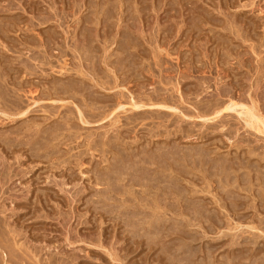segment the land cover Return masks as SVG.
<instances>
[{
  "label": "rangeland",
  "instance_id": "374dc122",
  "mask_svg": "<svg viewBox=\"0 0 264 264\" xmlns=\"http://www.w3.org/2000/svg\"><path fill=\"white\" fill-rule=\"evenodd\" d=\"M79 5H81V11H79L80 9ZM47 14L49 15V18L51 17L52 19L48 20L46 23L38 24L40 23L38 20L39 17L43 16L41 18L43 19L44 16L48 17ZM31 23L33 24V26ZM72 38L75 40H73ZM83 38H85V40H83ZM76 43L78 45L80 43L82 44L79 45V48L81 49L82 52L78 50L77 48L78 46L77 47L74 46L76 45ZM84 43L85 45L87 43L88 46L90 45L89 47L87 46L88 50L90 49L89 50L90 53L89 52L87 53L88 50L86 52H83ZM42 45L44 46L42 47ZM36 46L38 49L36 48ZM12 48L15 50H13ZM61 49L66 51L68 55H66L67 54L66 52L63 53L64 51H62ZM34 53L36 55L38 54V56L35 55L34 57ZM39 54L40 55L42 54L44 56L47 55L50 56L49 57L50 61L47 59L49 63L43 64V66L42 64H40L43 68L40 65H38L42 69L37 66V63L39 61H36L38 60L36 59V57H39ZM90 55H93V57L94 56L95 57L93 58ZM261 57H263L264 59V0H0V73L2 72L1 74L5 76L4 77L6 80L5 82H7V84L5 83V85H7L8 88L12 87V89H16L15 87L19 86V88L21 87L22 89H26V91L21 90L19 91L18 95H15L18 96L19 99H21L20 103L22 105V108L19 110H21L22 112L20 111V114L19 113L15 114L14 112H12L13 110H11L10 112L9 110L8 112H6L7 110L6 111H4L3 109L0 110V139L2 138L0 140V155H1L0 161H2L0 163V169H3L2 167L5 166L3 165V163L11 165V167L14 166V168L12 167L11 169L4 168V172L2 171L3 174H0L3 175L0 176V187H1L0 190L2 191V192L0 191V205L3 204V206H1L0 208L2 209L4 207L3 208L4 210L0 209V211H2V213L0 212L1 213L0 215L1 216L4 215L3 218L5 219L7 218L8 222H11L9 223L11 226L12 225L15 226L11 228H15V230L16 228H18L16 231L21 230L20 232H22L23 236H19V238L21 237L20 240L21 242L19 241L20 244L17 243V245L18 244L21 245L22 241L24 240L22 247L23 246L25 247L26 246L25 244L28 243L27 246L25 247L27 251H29V248L27 247L32 246V243L33 246L38 245L35 247H39L41 245L47 246V247L41 246V248L44 249L46 248L45 250H43L44 252L43 254L44 255L47 254V256L44 257H48V254L52 253L53 255L55 254L56 258L58 255L60 257L62 256L61 258H63L65 254V257L68 256L69 259H67V257L63 259L60 258L59 259L61 260L62 263H64L63 261L65 260H70V262L66 261L67 264L70 263L72 264L73 261L76 264L77 263L79 264L80 263L81 264H96V263L98 264H131V263L161 264V262L162 264H171V263L177 264L178 262L176 260L178 259V257L181 258L183 257V255L186 256L187 254H189L188 252L179 253V251L173 250L174 248L168 249L169 252H172L174 256L173 255L171 256V254L167 250L166 251L167 255L166 254L163 255L165 260L160 262L156 260L155 257L159 252L161 253L162 247L158 246L159 248L157 247L156 251L148 253L149 250L147 249V245H143L142 246L143 248H139L136 252L130 254L127 260L125 259L124 261L122 260L123 261L122 263L120 262L121 259L118 260L116 257L112 258L113 255L116 256L115 252H113L115 250L110 249L112 244H114L116 248L117 247L119 248L120 251L119 254H122L120 255V257L121 256L123 257L125 253V250L124 249L120 250V248L126 246L135 247L136 245L135 244L132 245L133 243L129 244L131 243L129 239H131L132 234H130L131 237L129 234H128L129 236L126 234L127 230L125 228L127 226L123 225L122 223L117 224L114 221H111L110 219L107 221L108 217L106 218V215H104L106 219L100 216L102 215L101 214L102 212L101 213L97 212V210L96 209L94 210L92 206L87 207L86 205L88 204L86 201L88 200L87 197L90 198V196H92L94 193V188L92 189V187L90 186L94 185L95 183V178H93L94 177L93 171L92 170L88 171L87 169L88 167H91L88 166L90 164L87 163L82 168H78V167L73 168L72 165V167L69 168L70 170H68V168L66 169L62 167L58 169L52 167L50 160L45 159L47 157L44 158V156H46V154L43 153L44 151L40 152V154L42 153L44 155L43 156L41 154L42 155V159H41L39 156L31 155V153L34 151L28 149L29 148L28 145L25 146L29 141V138L31 137L32 138L35 137L34 138L35 140L34 139L33 140L36 142L38 141V144L40 145L41 144L40 140L43 138L34 135H36L37 131H41L44 129L48 131L50 129L53 131L54 128L55 129L57 128L58 130L56 129V131L60 133L61 136H63V133L65 134V131H67L66 133L68 135L66 134V136L70 137L71 135H73L72 138L73 137L75 138L76 136L79 135L77 139L75 138L76 140L71 139V141L73 140V143L71 142V146L78 148V150L80 148L81 149L84 148L85 150V148H88L87 144L91 142L94 143L96 141L97 142L102 141L99 142V144L102 145L104 142H106V140L115 141L117 139L116 132L118 133L119 131L118 134L121 137H124V141L123 142L120 141V144H118L120 145L119 147L121 148V150L125 151L126 149H128L127 146L128 147L131 146L128 152L127 150L125 151L127 153L123 152L125 155L122 154L124 157L126 156L127 159L130 158L129 157L130 155L128 156V153H130V151H133L134 149L136 150L137 155H135V157L137 158H140L142 156L147 157L146 155H150V156L155 155L154 153L158 154L160 153L159 150L162 151L166 149L165 152L168 151V153L170 151V155L168 153H166V155L164 154L165 156H163L164 159L162 158L164 160L162 164H164L165 161H167L164 164L165 166L168 163L166 165V168H168L167 166L172 164L171 165L172 167L170 166L168 170L169 169L173 170V171L169 170L172 174V177H175L177 181L180 180L178 181V183L180 182L179 184L181 183L183 184L181 185L182 188L184 186L183 189H185V191L187 187H188L187 190L190 187H193V184L195 185L194 187L195 190L200 188L203 190L202 187L206 185V183L204 182L206 173H207L206 175L207 177L205 178V181H207V178L209 177L210 179L208 178V180H211L210 181L211 183L213 182L214 185H212L211 188L208 187V189H211V191L210 190L207 191L206 189L207 186H205L204 191L206 190V192L202 191L203 192L202 193L200 192L201 191L200 189L199 193L198 194L196 193L198 195V197L196 196L197 198H199L200 200H204L205 198L204 201L206 202L210 201L212 206H210V204L208 206L206 202L200 201L197 198L195 199H197L196 201L199 200L198 202L200 203L203 202L202 204L205 205L204 208L205 207L207 208L208 206V211L210 209L213 211V207H216L217 209L219 208L218 210H215L216 209L215 208L214 213H216L217 211L220 212L221 215L219 213L218 214L219 216L222 217L221 220L224 218L223 219L224 222L223 220L221 221L219 219L221 222L218 221L217 223H212L216 227L211 226L214 229L211 230L209 227L207 228L208 230L207 231L205 228L203 229V227L200 226V225L204 226L207 224L205 218H204L205 222L203 221V219L201 220L203 222L197 219V221L200 222L198 223L196 221L197 224V225L195 224L196 226L194 225V227H192L193 225H191L189 227L188 224H187L188 226L185 225L186 222L185 223L183 222L184 225L181 226V223H179L180 218L176 219L174 215L173 216L174 219L169 220L170 222L168 221L166 226L163 227L165 229L164 232L166 234L167 232H171V233L174 232L172 229H177L178 227L179 228L181 227L180 232L181 235L182 234L183 235L180 236L179 239H181L182 237H187L189 241H193V245H194L193 247L194 248L196 247L195 249L197 250L201 249V252H199L200 250H198L193 260L196 259L197 262L200 264H210L211 263L210 261L212 262L214 261L213 264H221V262L224 263L225 261H227V263H232L231 259L233 257L238 255L240 256V254L242 255L244 254V252L246 254V252L251 251V250L248 251L246 250L243 251V253H241V251H238L239 253L237 251H235L236 253L231 252L232 248L234 247L238 249L242 246H248L246 243H241L240 247H239L240 244L239 245L238 244L236 245V243L232 244L233 241L234 242L235 240L237 241L238 235L240 238L243 236L241 239L242 242H244L243 241L244 238L246 237L247 239H249L250 237L254 238L255 237L254 234L257 235L259 234L258 237L257 238L255 237L254 239L257 240V243L259 244L258 245L256 243V245L260 246L261 249L263 250L261 251L260 249H258L260 247L257 246L258 248L256 249L260 251L257 252L256 250L255 252L256 255L253 252V255L255 257L250 256V258L247 260H249L248 261L249 263L250 259H252L251 261L253 263L251 262L249 264H258V262L256 261H258V259L259 260L261 259L260 261L263 263H261L260 261L259 263L264 264V260L262 261L263 258H261L264 257L263 256L264 232L261 231L262 228L260 229L257 227L249 226L250 228H252L250 230V228H248L247 226L248 222L241 221L245 219L250 221L249 217L246 218L242 216L243 213H245L246 211H248L250 217L253 216L254 214L251 220L254 219L255 221H257L255 223L256 225L258 223V220L256 219H259V217H264V159H262L264 157V134H263L264 132L262 131L259 132L257 129L254 130L253 128L250 129V127H247L245 123V119L243 118L244 116H242L244 115L243 114L244 112L243 111H241V113L239 112L240 107L236 108L237 110L236 109L223 110V112L220 115H217L218 117L214 118L216 114L214 115V113H212L211 115L208 114L206 116V114L203 111H201L200 113L199 106L198 107L195 106L197 102L199 103L200 101L202 103L204 102L207 103L208 101L206 100L209 99L213 101L215 99L216 100L218 99V101L227 100V103H229V101L233 98L234 100L238 102L242 101V103L245 104H251L253 100L255 101L257 99V101H255L256 103L253 101L252 104H256V106L259 107V109H261L264 106V75H263L264 60L262 59L263 60L262 61ZM63 59L65 61L67 60L68 64L66 62H63ZM25 62H27L28 65L31 64L33 65V67L37 68L38 71L36 75H34L35 73L34 74L32 73L33 75L30 73H26L22 69H20V71L16 73L20 67L25 65ZM63 63L64 64L66 63L69 68L71 67L72 69L74 68L75 70H72L71 68H70L71 71L70 70L65 71L64 69H61L62 72H60L61 71L60 68L63 66ZM48 64H50L51 66ZM52 66H54V68H52ZM76 66L78 67L79 72H77ZM258 67H262V68L258 69ZM262 70L263 72H260ZM80 71H82V73ZM82 74H84L85 76H83ZM260 74L263 75V76L261 75L263 77L262 79H260L261 78ZM99 77H102L101 80ZM91 78L93 79L91 80ZM102 79L103 80L106 79L107 82L111 81V83L110 84L105 83L106 84L105 85L102 82L105 85L104 86L101 83ZM257 79L258 80L260 79V82L258 81L259 83L257 82ZM68 80L70 81L69 83L70 86H74L78 82L80 83L83 82L84 88L90 86L91 89L87 88L86 91L85 89L81 91L76 89L79 88V86L75 87V89L73 87H69L70 90L67 89L68 93L67 92L64 93L63 91H61V87L62 85L63 86L69 85L67 84V82H69ZM76 80L77 82L74 83L73 81ZM81 80H84L85 82ZM196 81H198L199 83ZM58 82H61V84ZM64 82H66V84ZM114 83H116L115 85H117L116 88ZM54 85H58V88H60L58 89V91H60V93L58 92L55 93L54 91H56V89L52 91ZM255 85L256 86L260 85L261 87H257L258 89H256ZM103 86L106 88H104ZM111 86L113 88L111 89L107 88ZM29 87H33L34 89L37 88V91L34 92L35 94L33 95L29 94L30 93L28 91ZM117 92L119 94H117ZM120 92L122 96L124 95L123 96V100H125L124 106L117 107V109H114L115 107L114 105L113 108L108 106L109 108L108 107L105 108L106 110L103 108L99 109L101 111L102 110L104 111V112L102 111L104 116H102L101 118L96 117L97 119L94 121L93 120L91 121L86 116H84L85 114L83 115V120H82L80 117L77 118L75 116V113L73 114L70 113L71 110L73 109L74 112L77 111L78 113L77 115L80 116V113L78 112V108L80 109L81 108L80 106H83L85 100L86 101L88 100L87 102H90L91 100L94 99L96 101H99L102 105H104L106 102L104 103L103 101L107 100L106 99L107 97L115 95L113 96V98H111L112 102H109L111 104L112 103L114 104L117 101L116 100L117 96H118L117 99L118 98L120 99L121 97ZM152 93H154L156 96H154V94H153L154 97L151 96ZM140 96L143 97V100L146 99L145 101H147L149 97L157 98L158 96H160L162 99H166V98L170 99L173 101V103H169L170 106L172 107L160 108L158 106H148V107L146 106L141 108L138 107L134 108L132 106L133 99L134 101H138V99H140ZM136 97L139 98L137 99ZM160 97H158V99ZM161 98L160 100H162ZM174 99L176 100L177 103H175ZM99 102H97L98 103L97 105H100ZM257 102L260 106L257 104ZM222 106L224 107V105ZM222 106L221 108H223ZM113 109L115 111H113ZM263 109L264 108L259 110L260 112L262 111L261 112L262 114H264ZM99 110L96 111L99 112ZM110 110L112 112H110ZM241 110L243 109L241 108ZM160 111L161 113L163 112V114H161ZM138 112L141 113L143 118H141V115H139ZM67 114L69 116V119L66 118ZM70 114L71 116L72 115L73 116L71 117ZM143 114L145 115L143 116ZM202 114L203 115L205 114V116H203ZM151 115L152 117H150ZM155 115L158 116H156L155 118ZM131 119L132 120L137 119L135 122L136 124L134 123L133 125L132 124L128 125L130 124L128 122H131L130 121ZM223 120L225 122H223ZM156 122L158 123L156 124ZM225 123L228 127L225 125ZM157 125H161L160 126L161 128ZM182 127L184 129L187 128L186 133H188V131L192 129L193 130L191 131V133H193L191 134L192 137L185 136L184 132L180 131ZM29 128L32 130H30ZM150 128L151 129L153 128V130L150 131ZM175 128L176 129L181 128V129L175 130ZM59 129L61 130L63 129V131ZM178 130L180 131V133L177 132ZM30 133H32V135ZM157 133L158 135L159 134H164V135L158 136ZM23 134L24 135L27 134V136L26 135L24 136ZM107 137H109V139H107ZM14 139L17 140L15 141ZM136 139L138 140L135 143ZM20 140L22 142L19 143ZM1 141L4 142L1 143ZM42 141H44V139L41 140V142ZM17 142L19 143L18 145ZM124 142L127 143L125 144ZM79 143H80L79 146L80 148L77 147L78 146L77 144ZM121 143L123 145H121ZM12 145L13 146L16 145V146L13 148ZM175 146L176 149L174 150H178L181 147L180 154L178 153L179 150L176 151L178 153L177 159L179 160V162L175 160L176 157L174 158L173 155L175 152L173 148H175ZM107 147L108 146H106V148ZM61 148L63 152L67 151L65 150L67 146L61 145ZM144 148L146 149V151H148L147 154H145V152L141 153L142 151H144L142 150ZM183 149H186V151ZM196 149L198 150L200 149L201 153L205 151L202 154V155L205 154L204 157H202L201 154H197L200 152H197ZM78 150L76 149L73 152L77 153L80 151ZM190 150H193L191 151V154L192 152L194 153V155L197 154L196 157L197 156L199 157V155L201 156L199 158L197 157L199 160L198 159L195 160L194 156H193L194 158H192L191 157L192 155H190V153H189L190 156H188V151L190 152ZM195 150L197 153L194 152ZM171 151H173L172 152L173 157H170L172 156ZM183 151L184 154L182 153ZM165 152L163 151V153ZM108 153L109 155H107V157L109 156L111 159H113L111 157L114 155L113 151L112 152L108 151ZM85 156L87 157L86 161L89 162L88 159L90 158V156L87 155ZM179 156H181V158ZM34 157L37 158L34 159ZM100 157H101L100 152L99 151L98 153L95 152V159H93L94 162H97L99 159H101ZM109 157L108 159H110ZM184 157L186 160L185 159L183 160ZM172 158H174V161L177 162L173 163L171 160H169ZM191 159L193 160V164L192 162H190ZM194 161H196V163ZM201 161L204 162L201 163ZM183 162H185V164ZM189 163H191L192 165ZM215 163L217 164L215 165ZM219 164H221V166L224 165L223 167H221V169L225 170L226 172L220 169ZM93 168H95V165ZM18 170H21V173ZM8 172L12 175V178L9 177L11 175L8 176L9 174ZM18 172L20 173L19 176L17 175ZM5 173L7 175H4ZM14 174L16 176H13ZM72 175L74 176L75 179H72ZM4 176L6 177L8 176L7 177L8 179L7 178L6 179L9 182L6 179L4 180V178H2L3 180H1V177ZM62 177L65 178L62 179ZM201 177L204 178L201 179ZM222 177L225 179V181L224 179H222ZM220 178L224 182L221 183L220 185L222 184L224 185L228 183L229 187L227 186V184L226 187L231 189L232 188L237 189L234 190L237 191V194L236 192L233 193V189L231 190L226 188L227 192L229 190V192L230 193L232 192L231 194L234 195V196H230L229 192L227 193L226 190L224 189L225 186H223L224 188L220 186L222 189L219 188V183L221 182ZM190 180L193 183L192 185H190L191 184ZM236 180L238 181L237 183L238 186L239 184H241L238 188L234 187ZM4 181L7 182L5 183ZM55 181L58 184H62L64 181L65 182L69 181V182L67 186L64 185V190L60 191V187H59L60 185L58 184L55 185ZM73 183L75 184L76 188L78 187L77 189H79L80 187L82 188V186L89 189V190L86 189L87 190L86 193L84 192V194H86L84 195V198L86 200L84 198H83L84 200L81 199V201L77 199L79 203L76 202V199L73 197L75 194L74 190L76 189L74 188ZM203 183H205V185ZM230 184L232 186H230ZM249 185L250 188L252 187V189L249 188L250 190H252L251 197L257 196V198L253 197L251 200L252 201L251 204L248 203L247 204L249 206L253 204L255 206L257 205L256 207L254 206L248 207L247 204L244 205V203L247 202V201L245 202V200L247 199L249 200L250 203L251 197L249 195L251 191L248 188H246L249 187ZM241 186L242 188H246L245 190H249V191H245L244 189L242 190ZM222 191L223 193L225 192L227 196L225 195L224 197ZM45 194L48 196V198H46L47 196H45ZM217 194L219 195V197L217 196L218 198H216L215 200L214 198L216 197ZM25 195L27 197L26 199H24ZM39 195L41 196V198H39L40 197ZM238 195L242 197L240 198L244 203L241 202V200H238L237 202L239 203L241 202V205L243 207H246V205L248 207L243 210L241 205L237 203L239 204L238 207L240 206L239 208H242L240 210V213H239V209L237 208L238 213L241 214L243 211L242 215L238 214L239 216H236L237 213L234 212H237V210H235L234 208H233L234 210L230 209L229 207H228L229 209L224 208L220 210V205L222 204V202H224L223 199L221 200L222 202L219 200L221 197H224L225 200V198L228 199L230 196L236 198L237 200ZM234 198H231L230 200L236 201ZM254 198L256 200V204L253 203ZM29 199L31 201H29ZM212 199L213 201H211ZM217 199L219 204L217 202ZM230 200L228 199L227 201H229L230 203L231 202ZM82 201H84V203ZM213 202H217L215 204H218L219 206L217 207V205H214ZM60 207H62V209ZM51 208L52 209L55 208V209L52 210ZM221 208H223V206ZM249 208L250 209L255 208L257 210L251 209L252 212H249L250 211ZM58 209L59 211H57ZM60 210L64 211V213L66 212L67 214L65 213L64 216L60 212ZM222 210L224 211L228 210L227 212L229 211L230 212L228 214L226 211L224 212ZM256 211L259 212L256 213ZM54 212H58V214L61 213V216L58 215L57 213L55 214ZM208 213L211 214V212ZM222 213H226V215L224 214L226 217H224ZM251 213L253 214L251 215ZM255 213L256 214L261 213L262 216L261 215L256 216ZM40 214H43L44 216L41 217L42 215ZM139 214L140 217L142 216L141 218L143 220L144 214L143 213H139ZM66 215H68V217H66ZM230 215H231V219L228 220ZM190 216L191 215L186 217L188 219L190 218V221L192 220L194 223L195 220L191 219L192 216L191 217ZM64 217H66L65 220ZM139 218H136L135 220H138ZM232 219H234V221ZM237 220L241 223L242 226H239L240 224L237 225V223H239L237 222ZM141 221L138 220L137 223L139 222L140 225H142ZM232 221L234 226L236 225L235 226L236 228H234L235 230L231 228L234 227L233 224L231 227H229ZM219 222H220L219 225H223L224 223L226 225L224 224V226H218ZM243 223L244 224L247 223L245 224L246 226ZM208 224H211L210 221H208ZM167 226L169 229L172 227L170 229L171 231H167L168 230ZM237 226H239V228ZM123 227L126 230V233ZM138 227H140L141 230L145 229L144 231L148 233L146 229L147 225L146 226L142 225V227L144 228H141V226ZM154 227L153 229L157 230V228ZM204 227H207V225ZM140 229L138 230L140 231ZM236 229H238L239 231ZM240 229H243L244 231L243 234H241L243 231ZM204 230L207 233H205ZM199 231L201 233H199ZM223 231L225 232L224 233L225 236L223 235ZM233 231L236 235H234ZM240 231H242L240 233L241 236L239 234ZM252 231L256 233H253ZM95 232L96 233L98 232L97 235ZM142 232L143 231H141L140 233ZM176 232L177 230H175V233L171 234L172 236L170 235L171 239L169 237L162 239V240L165 239L164 241L165 244L168 243L166 245L172 244L171 242L177 240V242L174 241L175 247H177L176 245L182 242V240L180 241L179 239H177L178 236L180 235V232H177V234L179 233V235H177ZM226 233L229 235H227ZM100 234L101 236H105V238L109 235L106 238L109 241H107L104 237H101V239L103 238L106 240L105 243L107 245L104 243L106 248L101 247L100 250L97 251L96 248L99 249V247L91 245L90 240L91 238H94L97 241L96 238L97 236H100ZM82 235L83 237H85V239L81 237ZM150 235L155 236V233H152ZM193 235L194 237L198 235H200V237L201 236H205V237L200 238L198 236V240H197L196 239L197 237L194 238ZM260 235L262 237H260ZM92 236H96V238ZM116 236L119 237V242L121 243L115 242L116 241L115 239H117ZM220 236L221 238H219ZM73 237L75 240L73 239ZM79 237H81V239L83 238L81 240L83 242L80 241ZM76 238H79L78 239L79 241L78 240L76 241ZM192 238H194V240ZM95 240L94 243H96ZM221 241L222 243H220ZM109 242L110 244H108ZM224 242L227 243L224 244ZM228 242L230 244H228ZM94 243L92 242V244ZM209 244L212 247V249L211 247L208 248L209 251L215 249L216 252L217 250L216 254L214 251L209 252L210 254H212V259L209 258L211 255L209 256V253H207L208 251L207 247L210 246ZM213 244H215V246H212ZM231 244L233 245V247L231 246ZM13 245L16 246V243H14ZM13 245L11 246L9 245L11 248L13 247L12 254H14L13 251L16 250L21 251L24 249V248L18 249L20 247L18 245L19 247L16 246L15 247L16 250H15ZM249 246H253V245L251 244ZM32 247L30 248L32 249ZM106 249L110 250L108 252L111 251L112 252L108 254ZM8 250L10 251L11 249L8 248ZM50 250L52 252H50ZM19 251H16V254L20 253L21 256L27 255L26 253L23 254V252H19ZM204 252H206L209 257ZM74 254L78 258L76 257L75 259L74 256H72ZM70 255L74 260L70 259L71 257ZM168 255L170 256L168 257ZM25 257L27 258L29 256H25ZM20 258L22 257L19 256V258L17 259V255H16L13 256V258L11 259L9 258L10 260L12 259L13 260L12 261L8 260V262L9 264H11V262L12 264H18L17 260H19ZM129 258L132 259L130 260ZM174 258H176V260ZM59 259L57 258L58 261ZM154 259L156 261H154ZM14 260L16 261V263ZM20 260H24V259H20ZM20 260L18 262H22ZM29 260L30 259L28 258L27 260L28 263L30 262ZM196 260L194 261L196 262ZM27 261L25 260L24 264ZM227 263L225 262V264ZM21 264H23V262Z\"/></svg>",
  "mask_w": 264,
  "mask_h": 264
},
{
  "label": "bare ground",
  "instance_id": "6f19581e",
  "mask_svg": "<svg viewBox=\"0 0 264 264\" xmlns=\"http://www.w3.org/2000/svg\"><path fill=\"white\" fill-rule=\"evenodd\" d=\"M80 4V3H79ZM80 6V9H79V11H81V5H79ZM78 7V6H77ZM72 11V10H71ZM102 11V10H101ZM137 11V10H136ZM66 13V12H65ZM48 15V14H47ZM68 15V14H67ZM55 16V15H54ZM110 16H111V14H110ZM43 17V16H42ZM42 17H39V22L40 23H38V24H42V23H46L48 20H50V19H52L51 17L49 18V15H48V17H45L44 16V18L43 19H41ZM59 17V16H58ZM57 17V18H58ZM65 17V16H64ZM63 17V18H64ZM66 17H68V16H66ZM66 19V18H65ZM62 20V19H61ZM17 21V20H16ZM68 21V20H67ZM96 21V20H95ZM58 22V21H57ZM60 23V22H59ZM32 24V23H31ZM51 24V23H50ZM62 24V23H61ZM76 24H77V21H76ZM32 26H33V24H32ZM31 27V26H30ZM68 27V26H67ZM12 28V27H11ZM34 28V27H33ZM34 30V29H33ZM47 30V29H46ZM82 35V34H81ZM85 35V34H84ZM86 36V35H85ZM71 38V37H70ZM86 38V37H85ZM85 38H83V40H85ZM242 38V37H241ZM22 39V38H21ZM31 39V38H30ZM73 39V38H72ZM73 40H75V39H73ZM87 40V39H86ZM88 41V40H87ZM86 41V42H87ZM84 42V41H83ZM85 42V43H86ZM41 43V42H40ZM79 43V42H78ZM85 43H84V47H83V52H86L87 50H88V47L90 46H88V43L85 45ZM42 44V43H41ZM255 44V43H254ZM24 45V44H23ZM47 45V44H46ZM62 45V44H61ZM79 45H82L81 43L79 44ZM79 45L76 43V45H74V46H78L77 48H78V50H80L81 51V49L79 48ZM39 46V45H38ZM44 45H42V47H43ZM73 46V47H74ZM88 46V47H87ZM29 47V46H28ZM81 47V46H80ZM36 48H37V46H36ZM46 48V47H45ZM76 48V49H77ZM82 48V47H81ZM91 48V47H90ZM13 49V48H12ZM38 49V48H37ZM59 49V48H58ZM66 49V48H65ZM13 50H15V49H13ZM62 50V49H61ZM90 50V49H89ZM87 51V53L89 52L90 53V51ZM43 51V50H42ZM60 51V50H59ZM62 51H64V50H62ZM77 51V50H76ZM92 51V50H91ZM15 52V51H14ZM21 52V51H20ZM35 52V51H34ZM66 51H64L63 53H65ZM82 52V51H81ZM22 53V52H21ZM67 53V52H66ZM75 53V52H74ZM86 53V54H87ZM92 53V52H91ZM259 53H261V52H259ZM77 54V53H76ZM96 54V53H95ZM35 53H34V57H35ZM46 55V54H45ZM64 55V54H63ZM66 55H68V53L66 54ZM71 55V54H70ZM104 55V54H103ZM120 55V54H119ZM32 56V55H31ZM36 56H38V54L36 55ZM43 56V57H42ZM48 56V55H47ZM47 56H44V55H40L39 54V57H36V59H38V60H36V61H39L38 63H37V66L38 65H40V64H42V66H43V64H47V63H49V57L50 56H48V58H47ZM90 56H92L93 57V55H90ZM90 56H88V57H90ZM262 56V55H261ZM63 57V56H62ZM66 57V56H65ZM84 57V56H83ZM95 57V56H94ZM93 57V58H94ZM27 59V58H26ZM49 61H48V60ZM89 59V58H88ZM126 59V58H125ZM263 59V57H261V60ZM29 60V59H28ZM61 60V59H60ZM98 60V59H97ZM264 60V59H263ZM262 60V61H263ZM118 61V60H117ZM24 62V61H23ZM51 62H53V61H51ZM50 62V63H51ZM63 62H66L67 63V60L65 61L64 59H63ZM72 62V61H71ZM21 63V62H20ZM31 63V62H30ZM64 64L63 63V66L60 68V70L61 69H64L65 71H68V70H70L71 71V69L67 66V64ZM98 63V62H97ZM53 64V63H52ZM89 64H91V63H89ZM88 64V65H89ZM238 64V63H237ZM264 64V63H263ZM30 65V66H29ZM28 65V63L27 62H25V65H23L22 67H20L18 70H17V72L16 73H18L19 71H20V69H22L23 71H25L26 73H30V74H34V75H36L37 74V68L36 67H33V65H31V64H29ZM48 65H50V64H48ZM70 65V64H69ZM72 65V64H71ZM112 65H113V63H112ZM241 65V64H240ZM41 66V65H40ZM40 66H38V67H40ZM41 66V67H42ZM51 66V65H50ZM57 66V65H56ZM61 66V65H60ZM237 66V65H236ZM263 66V65H262ZM9 67V66H8ZM40 67V68H41ZM45 67V66H44ZM49 67V66H48ZM77 67V66H76ZM88 67V66H87ZM43 68V67H42ZM41 68V69H42ZM52 68H54V66H52ZM51 68V69H52ZM114 68V67H113ZM118 68V67H117ZM259 68H262V67H258V69ZM39 69V68H38ZM77 69V72H79L78 70V67L76 68ZM81 69V68H80ZM123 69V68H122ZM72 70H75L74 68L72 69ZM82 70V69H81ZM121 70V69H120ZM159 70V69H158ZM84 71V70H83ZM89 71V70H88ZM117 71V70H116ZM165 71H166V69H165ZM203 71V70H202ZM60 72H62V70L60 71ZM74 72V71H73ZM81 73H82V71H80ZM256 72V71H255ZM260 72H263V70L262 71H260ZM2 73V72H1ZM0 73V110L1 109H3L4 111H6V112H8V110H9V112L11 111V110H13L12 112H14L15 114L16 113H19L20 114V111L21 110H19V109H21L22 108V105H21V103H20V100L21 99H19L18 98V96H15V95H18L19 94V91H21V90H24V91H26V89H22L21 87L19 88V86L18 87H15L16 89H12V87L11 88H8L7 87V85H5V83L7 84V82H5L6 80H5V76H3V74H1ZM14 73V72H13ZM75 73V72H74ZM32 74V75H33ZM43 74V73H42ZM64 74V73H63ZM96 74V73H95ZM185 74V73H184ZM263 74V73H262ZM262 74H260V76L262 75ZM31 75V76H32ZM68 75V74H67ZM83 76H85L84 74H82ZM258 75V74H257ZM264 75V74H263ZM262 75V76H263ZM71 76H72V74H71ZM82 76V77H83ZM122 76V75H121ZM261 76V78L260 79H262L263 77ZM95 77V76H94ZM103 77V76H102ZM102 77H99L100 78V80H101V78ZM174 77V76H173ZM172 77V78H173ZM18 78V77H17ZM28 78V77H27ZM218 78V77H217ZM7 79V78H6ZM93 78H91V80H92ZM107 79V78H106ZM106 79H102V81H101V83L103 82L104 84L106 83V84H110L111 83V81L110 82H107V80ZM110 79V78H109ZM120 79V78H119ZM260 79L258 80L257 79V82L259 81L260 82ZM56 80V79H55ZM75 80V79H74ZM96 80V79H95ZM69 81V80H68ZM81 81H84V80H81ZM263 81V80H262ZM42 82V81H41ZM74 83L75 82H77V80L76 81H73ZM85 82V81H84ZM99 82V81H98ZM196 82H198V81H196ZM258 82V83H259ZM57 83V82H56ZM58 83H60L61 84V82H58ZM65 84H66V82H64ZM63 83V84H64ZM70 83V81L69 82H67V84H69ZM73 83V84H74ZM80 82H78V83H76L74 86H70V84L69 85H65V86H63L62 85V87H61V91H63L64 93L65 92H67L68 93V90L67 89H69V87H73L74 89H75V87H78L79 86V88H76L77 90H84L85 89V91H86V89L88 88V89H91L90 88V86L89 87H87V86H85V87H87V88H84V83L83 82H81L80 84H79ZM100 83V84H101ZM102 83V84H103ZM199 83V82H198ZM201 83V82H200ZM262 83V82H261ZM22 84V83H21ZM20 84V85H21ZM96 84V83H95ZM103 84V85H104ZM105 84V85H106ZM116 83H114V85H115ZM122 84V83H121ZM255 84H256V81H255ZM42 85V84H41ZM104 85V86H105ZM114 85H113V87H114ZM210 85V84H209ZM260 85H262V84H260ZM260 85H258V86H256V89H258L257 87H261ZM17 86V85H16ZM24 86V85H23ZM61 86V85H60ZM103 86V87H104ZM108 86V85H107ZM116 86L117 85H115V88H116ZM36 87V86H35ZM54 88H52L53 90L52 91H54V89H56V91H54L55 93H60V91H58V89H60V88H58V85H54L53 86ZM112 86L111 87H107V88H109V89H111V88H113ZM186 87V86H185ZM200 87V86H199ZM102 88V87H101ZM104 88H106V87H104ZM146 89V88H145ZM221 89V88H220ZM70 90V89H69ZM73 90V89H72ZM71 90V91H72ZM76 90V91H77ZM124 90V89H123ZM157 90V89H156ZM28 91L30 92L29 94H35L34 92L35 91H37V88L36 89H34L33 87H29V89H28ZM42 91V90H41ZM47 91V90H46ZM49 92V91H48ZM70 92V91H69ZM79 92V91H78ZM84 92V91H83ZM116 92V91H115ZM156 92V91H155ZM176 92V91H175ZM197 92V91H196ZM50 93V92H49ZM66 93V94H67ZM108 93V92H107ZM192 93V92H191ZM194 93V92H193ZM228 93V92H227ZM70 94V93H69ZM78 94V93H77ZM117 94H119L118 92H117ZM120 94H121V92H120ZM153 94L154 93H152V95L151 96H153ZM254 94V93H253ZM57 95H59V94H57ZM64 95V94H63ZM74 95V94H73ZM92 95V94H91ZM95 95V94H94ZM93 95V96H94ZM144 95V94H143ZM168 95V94H167ZM196 95H199V94H196ZM262 95V94H261ZM27 96V95H26ZM66 96V95H65ZM72 96V95H71ZM70 96V97H71ZM101 96V95H100ZM113 96H115V95H113ZM113 96H109V97H107L106 99L107 100H104L103 102L105 103H103L104 105H102L99 101H96V100H91L90 102H87L86 100L84 101V103H83V106H80L81 108L79 109L78 108V112L80 113V116H78L77 114V111H75L74 112V110L72 109L71 110V112L70 113H75V116L78 118V117H80L82 120H83V115L84 116H86L88 119H90L91 121L93 120H96L97 118L96 117H102V116H104L103 115V113H102V111L101 110H99V109H105V108H107L108 106L109 107H114V105H115V107H114V109H117V107H123L124 106V104H125V100H123V96H122V94H121V97H122V99H121V97H120V99L118 98L117 99V97H116V103H109V102H112V99L111 98H113ZM139 96V95H138ZM154 96H156L155 94H154ZM153 96V97H154ZM211 96V95H210ZM238 96H239V94H238ZM32 97V96H31ZM60 97H61V94H60ZM68 97V96H67ZM142 96H140V99H138L137 97V99H138V101H134V99H133V102H132V106L135 108V107H138V108H141V107H148V106H158V107H167V108H169V107H172V106H170V104L169 103H173V101L172 100H170V99H162L160 96H158V97H160L162 100H160V98L158 99V97L157 98H153V97H149V99L147 100V101H145V100H143V97L141 98ZM148 97V96H147ZM183 97V96H182ZM218 97V96H217ZM28 98V97H27ZM33 98V97H32ZM35 98V97H34ZM99 98V97H98ZM128 98V97H127ZM260 98V97H259ZM36 99V98H35ZM34 99V100H35ZM152 99H155V100H152ZM178 99V98H177ZM90 100V99H89ZM136 100V99H135ZM216 100V99H215ZM213 101V100H206V101H208L207 103H202V102H200L199 101V103L197 102V104H199V105H195V106H199V108H200V113H201V111H203L205 114H206V116L209 114V115H211L212 113H214V118L215 117H218L217 115H220L222 112H223V110H229V109H236V108H239L240 107V113H241V111H243L244 113V115H242V116H244L243 118L245 119V123H246V125H247V127H250V129H254V130H258L259 132L260 131H262V132H264V114H262L259 110H261L262 108H264V106L261 108V109H259V107H257L256 106V104H252V102L254 101H252L251 102V104H245V103H242V101H241V98H240V101L241 102H238V101H236V100H234L233 98L229 101V103H227V100L226 101H218V99L216 100V101ZM245 100V99H244ZM36 101V100H35ZM34 101V102H35ZM124 101V102H123ZM129 101V100H128ZM174 101H175V103H177L176 102V100L174 99ZM178 101V100H177ZM255 101H257V99L255 100ZM254 101V102H255ZM80 102V101H79ZM97 102H99V104L100 105H97L98 103ZM113 102H114V100H113ZM127 102V101H126ZM246 102V101H245ZM250 102V101H249ZM75 103V102H74ZM130 103V102H129ZM175 103H174V105H175ZM196 103V102H195ZM248 103V102H247ZM256 103V102H255ZM127 104V103H126ZM257 104H258V102H257ZM79 105V104H78ZM94 105H95V107H94ZM173 105V106H174ZM193 105V104H192ZM222 105H224V107L222 106ZM259 105V104H258ZM57 106V105H56ZM221 106L223 107V108H221ZM260 106V105H259ZM108 107V108H109ZM69 108V107H68ZM220 108V109H219ZM241 108L243 109V110H241ZM113 109V111H115ZM155 109V108H154ZM2 110V111H3ZM23 110V109H22ZM25 110V109H24ZM96 110H99V112H97ZM106 110V109H105ZM157 110V109H156ZM237 110V109H236ZM101 111V112H100ZM263 111H264V109H263ZM5 112V113H6ZM22 112V111H21ZM50 112V111H49ZM104 112V111H103ZM105 112H108V111H105ZM110 112H112L111 110H110ZM149 112V111H148ZM13 113V114H14ZM66 113V112H65ZM83 113V114H82ZM142 113H144V112H142ZM160 113H161V111H160ZM108 114H110V113H108ZM108 114H107V116H108ZM138 114L139 115H141V113H139L138 112ZM145 114H148V113H145ZM145 114H143V116L145 115ZM161 114H163V112L161 113ZM191 114V113H190ZM205 114L203 115V116H205ZM101 115V116H100ZM136 115V114H135ZM154 115V114H153ZM159 115V114H158ZM158 115H155V118H156V116H158ZM241 115V114H240ZM70 116H71V114H70ZM73 116V115H72ZM71 116V117H72ZM74 116V117H75ZM106 116V115H105ZM137 116V115H136ZM162 116V115H161ZM202 116V117H203ZM73 117V118H74ZM150 117H152V115L150 116ZM149 117V118H150ZM154 117V116H153ZM66 118H68L69 119V116H68V114L66 115ZM106 118V117H105ZM133 118V117H132ZM141 118H143L142 117V115H141ZM213 118V117H212ZM116 119V118H115ZM126 119V118H125ZM139 119H140V117H139ZM144 119H146V118H144ZM164 119H166V118H164ZM163 119V120H164ZM177 119V118H176ZM71 120V119H70ZM136 120L137 119H131L130 121L131 122H128V123H130V124H128V125H133L135 122H136ZM141 120H143V119H141ZM141 120H139V121H141ZM148 120V119H147ZM174 120V119H173ZM218 121V120H217ZM221 121V120H220ZM68 122H70V121H68ZM67 122V123H68ZM120 122V121H119ZM148 122V121H147ZM152 122V121H151ZM223 122H225L224 120H223ZM140 123V122H139ZM150 123V122H149ZM158 122H156V124H157ZM160 123V122H159ZM161 123H162V121H161ZM122 124V123H121ZM136 124V123H135ZM138 124V123H137ZM145 124V123H144ZM147 124V123H146ZM181 124V123H180ZM227 124H228V122H227ZM70 125V124H69ZM164 125V124H163ZM166 125V124H165ZM168 125V124H167ZM202 125V124H201ZM220 125V124H219ZM223 125V124H222ZM225 125H226V123H225ZM245 125V124H244ZM136 126V125H135ZM157 126H161V125H157ZM173 126V125H172ZM182 126V125H181ZM208 126V125H207ZM227 126V125H226ZM67 127V126H66ZM120 127H123V126H120ZM134 127V126H133ZM171 127V126H170ZM169 127V128H170ZM217 127V126H216ZM228 127V126H227ZM52 128V127H51ZM62 128H63V126H62ZM69 128V127H68ZM161 128V127H160ZM30 129V128H29ZM40 129V128H39ZM48 129V128H47ZM53 129V128H52ZM57 129V128H56ZM56 129L54 128L53 129V131L52 130H50L49 129V131H52V132H49L48 130H41V131H37L36 132V135H34V136H40V137H42L43 139H44V141H42L41 142V140H43V139H39L40 140V145L38 144V141L36 142V141H34L35 139V137L34 138H29V141L27 142V144L25 145V146H29V148L28 149H30V150H32V151H34V152H32V151H30V152H32L31 153V155H36V156H39L41 159H42V155L40 154V152H42V151H44L43 153L44 154H46V156H44V158L45 157H47V158H45V159H49L50 160V162H51V165H52V167H55V168H68V170H70L69 168H71L72 167V165H73V168L74 167H78V168H82L85 164H87V163H89L90 165H88V166H91V167H88L87 169H88V171L89 170H92L93 171V175H94V177L93 178H95V183H94V185H91L90 187H92V189L94 188V193H93V195L92 196H90V198L89 197H87L88 198V200H86L85 198H84V195H86V194H84V192L86 193L87 192V190L86 189H88V188H86V187H83L82 186V188L80 187L79 189H77L76 188V186H75V184H74V188H76L74 191H75V194H74V198L76 199V202H78V200L77 199H79L80 201H81V199H85L86 201H87V203L88 204H86L87 205V207H90V206H92L93 207V209L95 210H97V212H99V213H101L102 215H100L101 217H104V215H106V218L108 217V219H107V221L110 219L111 221H114L115 223H122L123 225H125V226H127L125 229L127 230V233H126V230L124 229V227H123V229L125 230V233L128 235H130V234H132V237H131V235H130V237H131V239H129L130 241H131V243H129V244H132V245H136L135 247L134 246H130V247H128V246H126V247H122V248H120V250H122V249H124L125 250V253H124V255H123V257L121 256L120 257V255H122V254H119L120 253V251H119V248L117 249L115 246H114V244H112V246H111V248L110 249H114L115 251H113V252H115V255L116 256H114L113 254H110V255H113L112 256V258H114V257H116L118 260L119 259H121V263L124 261V259L125 260H127V258L129 257V255L130 254H132V253H134V252H136L139 248H143L142 246L143 245H147V249L149 250V252L148 253H150V252H153V251H156V249H157V247L158 246H160V247H162V250H161V253L159 252L158 254H157V256L155 257L156 258V260H158V261H164L165 259H164V254H166V251L168 250V249H173V250H175V251H179V253L180 252H185V253H189V254H187L186 256L185 255H183V257H178V256H180V255H178L177 257H178V259L176 260V258H174L178 263L177 264H200V263H198L197 262V260L196 259H194V260H196V262L193 260V258L196 256V254H197V252H198V250H200L199 252H201V249H195L193 246V241H189V239L187 238V237H182L181 239H179V237L180 236H182L181 235V232H180V228L178 227L177 229H172L174 232H172V233H175V230H177V232H180V235H179V233L177 234V232H176V234L177 235H179L178 236V238L177 239H179L180 241L182 240V242H180V243H178L176 246L177 247H175V243H174V241L175 242H177V240H174L173 242H171L172 244H169V245H166V244H168V243H166L165 244V239L164 240H162L163 238H166V237H169L170 238V235L172 234L171 232H167V231H171L170 229L172 228H168V226H167V228H168V230L166 231L167 232V234L164 232L165 231V229L163 228V227H165L166 226V224H167V222L169 221V220H171V219H174V215H175V217H176V219H178V218H180L179 219V223H181V226L182 225H184V223H185V225H189V227L191 226V225H193L192 227H194V225L196 224V221H197V219L198 220H202L203 219V221L205 222V219H206V225H207V227H204V226H206V225H200V226H202L203 227V229L205 228L206 230H207V228H209L210 227V229L212 230V229H214V228H212V227H216L214 224H212V223H217L218 221H220L221 220V216H219V214H220V212H216V213H214V211L215 210H218L216 207H213V211L210 209L209 211H208V206H209V204H210V206H212L211 205V202L210 201H207V202H210V203H207L206 201H204L205 200V198H204V200H200L199 198H197L198 197V193H199V190L201 189L200 187V189H197V190H195L194 189V187H195V185L191 182V180H190V185H192L193 184V187H190L188 190H187V186H185V187H187L186 188V191H185V189H183L184 188V186H183V188H182V185L181 184H179L178 183V181H180V180H178L177 181V179L175 178V177H172V174H171V172L170 171H173V170H171V169H169L168 170V168H170V166L172 165V164H170L169 166H167L168 168H166V165L168 164H166L165 166H164V164L167 162V161H165V163L164 164H162V162L164 161L163 159V156H165L166 155V153H168V151L167 152H165V150L166 149H164V150H162V151H160L159 150V152L160 153H158V154H156V153H154L155 155H146L147 157H143L142 155V157H140V158H137V157H135V155H137V153H136V150L134 151L133 149V151H130V153H128V156L130 157H128L129 159H127V157L125 156H123L122 154H124V153H127L130 149L129 148H131V146H127V148L128 149H126L127 150V152H125V151H122L121 150V148L119 147L120 145H118V144H120V141L121 142H123L124 141V137H121L118 133H119V131H118V133L116 132V134H117V136H116V140L115 141H113V140H110V141H107L106 140V142H104L102 145L101 144H99V142H102V141H99V142H94V143H89V144H87L88 145V148H85V150H84V148H80L79 146H80V143L79 144H77L78 146L77 147H79L80 149V151L78 150V148H75V147H73V146H71V142L73 143V140L71 141V139H77L78 137H79V135L78 136H76V135H74V136H76L75 138L73 137L72 138V136L73 135H71L70 137H67L66 136V132L67 131H65V134L63 133V136H61L60 135V133H58L57 131H56ZM85 129V128H84ZM133 129V128H132ZM155 129V128H154ZM177 129H179V128H177ZM176 128H175V130H177ZM181 129V128H180ZM179 129V130H180ZM187 129V128H186ZM186 129H184L183 127H182V129L180 130L181 132H184V135L185 136H191L192 137V135L191 134H193V133H191V131H193L192 129H190V131H188V133H186L187 132V130ZM28 130V129H27ZM30 130H32V129H30ZM58 130V129H57ZM59 130H61V129H59ZM67 130V129H66ZM72 130V129H71ZM130 130V129H129ZM135 130V129H134ZM151 130H153V128L151 129L150 128V131ZM177 131V132H179L180 133V131ZM216 130H218V129H216ZM228 130V129H227ZM61 131H63V129L61 130ZM168 131V130H167ZM211 131V130H210ZM229 131V130H228ZM258 131H256V132H258ZM19 132V131H18ZM24 132V131H23ZM108 132V131H107ZM159 132V131H158ZM62 133V132H61ZM214 133V132H213ZM31 135H32V133H30ZM74 134V133H73ZM87 134V133H86ZM182 134V133H181ZM264 134V133H263ZM24 135V134H23ZM26 136H27V134H25ZM24 135V136H25ZM30 135V136H31ZM59 135H60V137H59ZM68 135V134H67ZM154 135V134H153ZM157 135H158V133H157ZM162 135H164V134H159L158 136H162ZM198 135V134H197ZM196 135V136H197ZM23 136V137H24ZM81 136V135H80ZM104 136V135H103ZM210 136V135H209ZM227 136V135H226ZM50 137H51V139H50ZM110 137V136H109ZM109 137H107V139H109ZM113 137V136H112ZM193 137H194V135H193ZM87 138V137H86ZM2 139V138H1ZM0 139V140H1ZM24 139V138H23ZM34 139V140H33ZM57 139V140H56ZM59 139V140H58ZM75 139V140H76ZM80 139V138H79ZM200 139V138H199ZM234 139V138H233ZM4 140V139H3ZM11 140V139H10ZM15 141L17 140V139H14ZM18 140H19V138H18ZM33 140V141H32ZM55 140V141H54ZM138 139H136L135 140V143H136V141H137ZM196 140V139H195ZM227 140V139H226ZM12 141V140H11ZM14 141V142H15ZM57 141V142H56ZM159 141V140H158ZM2 142H4V141H1V143ZM13 142V143H14ZM20 142H22L21 140L19 141V143ZM25 142V143H26ZM83 142V141H82ZM18 142H17V145L19 144ZM42 143H45V144H42ZM125 143V142H124ZM127 143V142H126ZM125 143V144H126ZM149 143V142H148ZM4 144V143H3ZM22 144H24V143H22ZM124 144V145H125ZM21 145V144H20ZM61 145H65V146H67V148L65 149V150H67V151H64L63 152V150H62V148H61ZM82 145V144H81ZM99 145V146H98ZM121 145H123L122 143H121ZM243 145V144H242ZM13 146V145H12ZM16 146V145H15ZM15 146H13V148L15 147ZM75 146V145H74ZM106 146H108L107 148H106ZM144 146V145H143ZM168 146V145H167ZM166 146V147H167ZM211 146V145H210ZM81 147H83V146H81ZM87 147V146H86ZM105 147V148H104ZM122 147V146H121ZM149 147H151V146H149ZM157 147V146H156ZM179 147V146H178ZM177 147V148H178ZM190 147V146H189ZM18 148H20V147H18ZM75 148V149H74ZM125 148V147H124ZM145 148H146V146H145ZM142 149V150H144V151H142L141 153H143V152H145V154H147V152L148 151H146V149ZM198 148V147H197ZM78 150L79 152H77V153H74L73 151L74 150ZM174 149H176V146H175V148H173V150ZM180 149H181V147H180ZM180 149H178V150H174L175 152H174V154L172 153L173 151H171V155L173 154L174 155V158L176 157V159L175 160H177L178 162H179V160L177 159V157H178V153L180 154ZM259 149H260V147H259ZM19 150V149H18ZM73 150V151H72ZM156 150V149H155ZM172 150V149H171ZM183 150H185L186 151V149H183ZM197 150V152H200L201 150L199 149H196ZM196 150L194 151V152H196ZM73 153H72V152ZM98 151L100 152V158L101 159H99L97 162H94V160L93 159H95V152H97L98 153ZM108 151H113V156H111L113 159H111L109 156V158L110 159H108V157H107V155H109V153H108ZM157 151V150H156ZM163 151L165 152V153H163ZM176 151H178V153L176 152ZM191 151H193V150H190V152L188 151V156H190V155H192L191 157L192 158H194L195 160L196 159H198L199 157H204V155H202L204 152H200V153H197V154H201V156L199 155V157L197 158L196 157V155H194V153L192 152V154H191ZM246 151V150H245ZM76 152V151H75ZM124 152V153H123ZM140 152V151H139ZM207 152V151H206ZM208 152H211V151H208ZM248 152V151H247ZM106 153H108V154H106ZM175 153H177V154H175ZM183 154H184V151L182 152ZM189 153H190V155H189ZM238 153V152H237ZM165 154V155H164ZM169 155H170V151H169V153H168ZM167 154V155H168ZM186 154V153H185ZM85 155H87V156H90V158L88 159L89 160V162H87L86 161V159H87V157L85 156ZM125 155V154H124ZM127 155V154H126ZM173 155L172 156H170V157H173ZM1 156V155H0ZM3 156H5V155H3ZM30 156V155H29ZM139 156H140V154H139ZM182 156V155H181ZM181 156H179L180 158H181ZM187 156V157H188ZM194 156V157H193ZM210 156V155H209ZM263 156V155H262ZM33 157V156H32ZM38 157V158H39ZM126 158V159H124V158ZM6 158V157H5ZM35 158H37V157H34V159ZM141 158H143V159H141ZM163 158V159H162ZM166 158V157H165ZM169 158V157H168ZM174 158H172V159H169V160H171L173 163H176L177 161H174ZM206 158V157H205ZM26 159V158H25ZM91 159V160H90ZM185 159V157L183 158V160ZM201 159V158H200ZM209 159H210V157H209ZM262 159H264V157L262 158ZM48 160V161H49ZM168 160V159H167ZM186 160V159H185ZM187 160H189V159H187ZM192 160V159H191ZM190 160V162H192V164H193V160L191 161ZM199 160V159H198ZM202 160H204V159H202ZM20 161H21V159H20ZM209 161V160H208ZM213 161V160H212ZM260 161V160H259ZM2 161H0V163H1ZM171 162V163H172ZM189 162V161H188ZM195 163H196V161H194ZM204 161H201V163H203ZM207 162V161H206ZM210 162V161H209ZM216 162V161H215ZM8 163V162H7ZM184 164H185V162H183ZM200 163V164H201ZM208 163V162H207ZM218 163V162H217ZM217 163H215V165L217 164ZM21 164V163H20ZM189 164H191V163H189ZM191 164V165H192ZM3 165H5V166H3L2 168L3 169H0V174H3V172H4V168L5 169H11L12 167L14 168V166H12L11 167V165H8V164H6V163H3ZM50 165V166H51ZM94 165H95V168H93L94 167ZM177 165V164H176ZM201 166H204V165H201ZM219 166H220V169H221V167H223V166H221V164H219ZM231 166V165H230ZM244 166V165H243ZM257 166V165H256ZM172 167V166H171ZM216 167V166H215ZM33 168V167H32ZM195 168V167H194ZM218 168V167H217ZM25 169V168H24ZM173 169V168H172ZM205 169H206V167H205ZM208 169V168H207ZM219 169V168H218ZM226 169V168H225ZM229 169V168H228ZM254 169V168H253ZM32 170V169H31ZM221 170H223V169H221ZM232 170V169H231ZM247 170V169H246ZM258 170V169H257ZM3 171V172H2ZM9 171V170H8ZM11 171V170H10ZM20 173H21V170H18ZM67 171V170H66ZM72 171V170H71ZM223 171H225V170H223ZM14 172V171H13ZM17 173V175L19 176V174L20 173ZM23 172V171H22ZM62 172H63V170H62ZM70 172V171H69ZM215 172V171H214ZM226 172V171H225ZM9 173V172H8ZM15 173H16V171H15ZM184 173V172H183ZM204 173V172H203ZM206 173V172H205ZM25 174V173H24ZM54 174V173H53ZM74 174V173H73ZM212 174V173H211ZM4 175H7L6 173L4 174ZM9 175H11L10 173L8 174V176ZM52 175V174H51ZM207 175V173L205 174V178L207 177L206 176ZM0 176H3V175H0ZM7 176V177H8ZM13 176H16L15 174L13 175ZM22 176V175H21ZM54 176V175H53ZM6 176H4V177H1V180H3L2 178H4V180L7 178ZM9 177H11L12 178V175L11 176H9ZM88 177V176H87ZM198 177H199V175H198ZM50 178V177H49ZM63 178H65V177H62V179ZM189 178V177H188ZM202 178H204V177H201V179ZM205 178H204V182L206 183V185H205V183H203L205 186H207L206 187V189H207V191L208 190H210L211 191V189H208V187L209 188H211L212 187V185H214L213 184V182L211 183L210 181L211 180H208V178H207V181H205ZM227 178H229V177H227ZM226 178V179H227ZM8 179V178H7ZM6 179V180H7ZM10 179V178H9ZM72 179H75L74 178V176L72 175ZM89 179V178H88ZM210 179V178H209ZM217 179V178H216ZM222 179H224L223 177H222ZM222 179L220 178V180H221V182L219 183V188H224L223 186H225V190H226V184H227V186L229 187V184L228 183H226V184H222V185H220L221 183H224L223 181H222ZM48 180V179H47ZM196 180V179H195ZM230 180V179H229ZM8 181V180H7ZM7 181H4L5 183L7 182ZM50 181V180H49ZM57 181V180H56ZM56 181H55V185L56 184H58V183H56ZM194 181V180H193ZM224 181H225V179H224ZM228 181V180H227ZM3 182V181H2ZM9 182V181H8ZM60 182V181H59ZM65 182V181H64ZM62 183V184H58V185H60L59 187H60V191H63L64 190V185L65 186H67L68 185V182H65V183ZM77 182H78V180H77ZM86 182V181H85ZM236 183L234 184V187H236V188H238L241 184H239V186L237 185V183H238V181L236 180L235 181ZM71 183V182H70ZM188 183H189V180H188ZM199 183V182H198ZM230 183V182H229ZM57 185V186H58ZM78 185H79V183H78ZM236 185V186H235ZM7 186V185H6ZM50 186H51V184H50ZM70 186V185H69ZM100 186V187H99ZM203 186V185H202ZM201 186V187H202ZM204 186V187H205ZM221 186V187H220ZM230 186H232L231 184H230ZM204 187H202L203 188V190L201 189V191L200 192H206V190L204 191ZM214 187V186H213ZM216 187V186H215ZM1 188V187H0ZM70 188V187H69ZM218 188V187H217ZM216 188V189H217ZM221 188V189H222ZM241 188H242V186H241ZM246 188H250V185H249V187H246ZM246 188H242V190L244 189H246ZM213 189V188H212ZM223 189V190H224ZM227 189H231V188H227ZM233 189V188H232ZM231 189V190H232ZM250 189H252V187L250 188ZM249 189V190H250ZM4 190V189H3ZM28 190V189H27ZM47 190V189H46ZM55 190V189H54ZM70 190V189H69ZM89 190V189H88ZM91 190V189H90ZM214 190H215V188H214ZM224 190V191H225ZM230 190V191H231ZM234 190H237V189H233V193H235L236 192V194H237V191H234ZM240 190V189H239ZM249 190H245V191H249ZM1 191V190H0ZM15 191V190H14ZM53 191V190H52ZM66 191V190H65ZM209 191V192H210ZM251 192H250V197H251V193H252V190H250ZM2 192V191H1ZM91 192V191H90ZM202 192V193H203ZM215 192V191H214ZM226 192H227V190H226ZM228 192H229V190H228ZM227 192V193H228ZM42 193V192H41ZM58 193V192H57ZM68 193V192H67ZM74 193V192H73ZM197 193V194H196ZM216 193V192H215ZM222 193H223V191H222ZM222 193H221V196H222ZM232 193V192H231ZM230 192H229V194H230V196H234V195H232ZM2 194V193H1ZM44 194V193H43ZM48 194V193H47ZM50 194V193H49ZM55 194V193H54ZM213 194V193H212ZM211 194V195H212ZM220 194V193H219ZM235 194V195H236ZM262 194V193H261ZM27 195V194H26ZM26 195L24 196V199H26L27 197H26ZM38 195V194H37ZM65 195V194H64ZM71 195V194H70ZM225 195L227 196V194H225V192L223 193V196L225 197ZM239 195H241V194H239ZM238 195V199L236 200V198H234V197H230L229 196V200L231 199V198H234L236 201H232V200H230L231 202L229 203V201H227L228 199H226L225 198V200H224V197H221L219 200L221 201L222 199H223V201L224 202H222V204L220 205V210L221 209H224V208H230V209H232V210H237V212H234V213H237V215L236 216H239V215H242V213H243V211H242V213L241 214H239L240 213V210L243 208V210L245 209V208H248V207H256L254 204L253 205H251V206H249L248 204H251V200H252V198L253 197H256L257 198V196H253V197H251L250 198V203H249V200L247 199V200H245V202L246 203H244L242 200H241V196H239ZM252 195H254V194H252ZM10 196V195H9ZM12 196V195H11ZM40 196V195H39ZM43 196V195H42ZM45 196H47L46 194H45ZM197 196V197H196ZM219 197V195L217 194L216 195V197H215V195H214V199L216 200V198H218ZM249 196H248V198H249ZM262 196V195H261ZM207 197V196H206ZM236 197V196H235ZM241 197V198H240ZM13 198V197H12ZM12 198H10V199H12ZM21 198V197H20ZM20 198H18V199H20ZM39 198H41V196L39 197ZM46 198H48V196L46 197ZM195 198H197V199H199L200 201H203V202H206V204L208 205H206L207 206V208L205 207L204 208V204H202L203 202H198V201H196L197 199H195ZM200 198H201V196H200ZM260 198V197H259ZM45 199V198H44ZM58 199V198H57ZM83 199V200H84ZM203 199V198H202ZM243 199H245V198H243ZM262 199V198H261ZM28 200V199H27ZM26 200V201H27ZM39 200V199H38ZM38 200H36V201H38ZM59 200H61V199H59ZM71 200H74V199H71ZM206 200H207V198H206ZM238 200H241V202H243L244 203V205L245 204H247L248 205V207H247V205H246V207H243L242 205H241V202L239 203V202H237ZM254 200V202L253 203H255L256 204V200H255V198L253 199ZM6 201V200H5ZM29 201H31L30 199H29ZM36 201H34V202H36ZM40 201V200H39ZM65 201V200H64ZM211 201H213V199L211 200ZM12 202V201H11ZM16 202V201H15ZM43 202V201H42ZM45 202V201H44ZM48 202V201H47ZM83 203H84V201H82ZM217 202H218V199H217ZM217 202H213L214 203V205H217V207L219 206L218 204H219V202H218V204H215V203H217ZM262 202V201H261ZM20 203V202H19ZM26 203V202H25ZM70 203V202H69ZM79 203V202H78ZM86 203V202H85ZM212 203V204H213ZM237 203H239L240 205H241V207L242 208H239L238 207V205L239 204H237ZM2 204V203H1ZM36 204V203H35ZM45 204V203H44ZM43 204V205H44ZM68 204V203H67ZM71 204H73V203H71ZM42 205V204H41ZM46 205V204H45ZM44 205V206H45ZM89 205V206H88ZM259 205V204H258ZM1 206H3V204L2 205H0V207ZM14 206V205H13ZM12 206V207H13ZM20 206V205H19ZM26 206V205H25ZM34 206H36V205H34ZM223 206V208H221ZM29 207V206H28ZM42 207V206H41ZM73 207V206H72ZM4 208V207H3ZM1 209V210H4V209ZM5 208H7V207H5ZM44 208V207H43ZM53 208V207H52ZM51 208V209H52ZM61 209H62V207H60ZM76 208V207H75ZM212 208V207H211ZM216 208V209H215ZM228 208V209H229ZM234 208V209H233ZM239 209V213H238V209ZM259 208V207H258ZM55 209V208H54ZM54 209H52V210H54ZM89 209V208H88ZM92 209V210H93ZM187 209H189V210H187ZM215 209V210H214ZM250 209V208H249ZM251 209H255V208H251ZM251 209H250V211L249 212H252L251 211ZM6 210V209H5ZM90 210V209H89ZM255 210H257V209H255ZM57 211H59V209L57 210ZM222 211H224V210H222ZM221 211V212H222ZM226 211V210H225ZM224 211V212H225ZM228 211V210H227ZM226 211V212H227ZM1 213H2V211H0ZM60 212L64 215L65 213H64V211H61L60 210ZM59 212V213H60ZM104 212V213H103ZM208 212H211V214L210 213H208ZM230 212V211H229ZM229 212H227L228 214H229ZM233 212V211H232ZM231 212V213H232ZM245 212V211H244ZM259 212V211H258ZM257 211H256V213H258ZM0 213V214H1ZM4 213V212H3ZM15 213H17V212H15ZM15 213H12V214H15ZM45 213V212H44ZM55 214L57 213L58 214V212H54ZM61 213L60 214H58V215H60L61 216ZM93 213H94V211H93ZM139 213H143L144 214V217H143V220H142V216L140 217V214ZM219 213V214H218ZM248 211H246L245 213H243V215L242 216H244V217H249L248 219L250 220V221H248L247 219H245V220H241V221H245V222H248V228H250V227H257V228H262V232H264V217H259V219H256V220H258V223H257V225L255 224L257 221H255L254 219L253 220H251V218H253V216H254V214L253 213H251V215L253 214V216H251L250 217V214L248 213ZM255 213V214H256ZM67 214V213H66ZM83 214V213H82ZM81 214V215H82ZM95 214H96V211H95ZM138 214H139V217H138ZM142 214V215H143ZM187 214V215H186ZM191 215L192 216V218L191 219H193V220H195V222L193 223V221L191 220L190 221V218L188 219L186 216H189V215ZM223 214V216L224 217H226L225 215H226V213H222ZM225 214V215H224ZM233 214V213H232ZM239 214V215H238ZM21 215V214H20ZM25 215V214H24ZM37 215V214H36ZM39 215V214H38ZM40 215H42L41 217H43L44 215L43 214H40ZM79 215V214H78ZM221 215V214H220ZM247 215H249V216H247ZM262 216V214L260 213V214H256V216ZM3 216L4 215H0V264H9V262H8V260H10L11 258H13V256H16L17 255V259L19 258V256L20 257H22V258H20V259H24V260H20V261H22L23 262V264H24V262H25V260L27 261L28 260V258L30 259L29 261V263L30 264H67V262L66 261H69L70 262V260H65V261H63L64 263H62L61 262V260L60 259H63V258H66L67 257V259H69L68 258V256H66L65 257V254H64V257L63 258H61L59 255V257L57 256V258L59 259V261L57 260V258H56V256H55V254L53 255L52 253H49V252H47V253H49L48 254V257H44V256H47V254L46 255H44L43 253V250H45L44 248H41V246H43V245H41V246H39V247H35V246H38V245H35V246H33V243H32V246H30V247H32V249L30 248V247H27V248H29V251H27V249H25V247L27 246V244L28 243H24L26 246L24 247H22V245H23V242H24V240L22 241V244L21 245H19L20 244V240H21V237L19 238V236H23V234H22V232H20V231H16L18 228H16V230H15V228H11V227H13L14 225H10L9 223H11V222H8V220H7V218L5 219V218H3ZM48 216V215H47ZM65 216V215H64ZM83 216V215H82ZM85 216V215H84ZM96 216V215H95ZM190 216V217H191ZM229 216V215H228ZM233 216V215H232ZM36 217H38V216H36ZM59 217V216H58ZM57 217V218H58ZM66 217H68V215H66ZM66 217H64V220L66 219ZM234 217H235V215H234ZM20 218V217H19ZM39 218H40V216H39ZM48 218V217H47ZM56 218V217H55ZM62 218H63V216H62ZM105 218V217H104ZM105 218V219H106ZM136 218H139L138 220H142L141 221V224L143 225V226H146L147 225V227H146V229H147V232L148 233H146V231H144L143 229L141 230L140 229V227H138V226H141V228H144V227H142V225H140V223L138 224L137 223V221L138 220H135ZM205 218V219H204ZM233 218V217H232ZM220 219V220H219ZM224 219V218H223ZM222 219V220H223ZM229 219H231V215H230V217L228 218V220ZM235 219H237V218H235ZM241 219V218H240ZM239 219V220H240ZM221 220V221H222ZM233 221H234V219H232ZM10 221V220H9ZM200 221H197L198 223L200 222ZM203 221H201V222H203ZM208 221H210V223L211 224H208ZM220 221V222H221ZM233 221H232V223L230 224V226L229 227H231L232 226V224H233ZM157 224H156V223ZM170 222V221H169ZM184 222V223H183ZM220 222L218 223V226H224V224L223 225H219L220 224ZM223 222H224V220H223ZM228 222V221H227ZM230 222V221H229ZM236 222V221H235ZM237 222H239L238 220H237ZM251 223V225H250V223ZM13 223V222H12ZM87 223V222H86ZM146 225H145V224ZM178 223V222H177ZM36 224V223H35ZM114 224V223H113ZM137 224H138V226H137ZM163 225V226H160V225ZM173 224V223H172ZM203 224V223H202ZM205 224V223H204ZM222 224V223H221ZM238 224H240L239 226H242L241 225V223L239 222V223H237V225ZM244 224V223H243ZM245 224H247V223H245ZM244 224V225H245ZM115 225V224H114ZM156 225V226H155ZM158 225V226H157ZM169 225V224H168ZM187 225V226H188ZM197 225V224H196ZM195 225V226H196ZM208 225H210V226H208ZM214 225V226H213ZM226 225V224H225ZM228 225V224H227ZM243 225V226H244ZM156 227L157 228V230H154L153 229V227ZM199 226V225H198ZM199 226V227H200ZM212 226V227H211ZM233 226H234V224H233ZM236 226V225H235ZM231 227V228H236V227ZM239 226H237L238 228H239ZM246 226V225H245ZM250 226V227H249ZM15 227V226H14ZM137 227H138V229H140V231L137 229ZM154 227V228H155ZM175 227V226H174ZM113 228V227H112ZM176 228V227H175ZM219 228V227H218ZM218 228H217V230H218ZM224 228V227H223ZM230 228V229H231ZM242 228V227H241ZM115 229V228H114ZM178 229H179V231H178ZM221 229V228H220ZM220 229H219V232H220ZM252 228H250V230H251ZM255 229V228H254ZM253 229V230H254ZM260 229H257V230H260ZM106 230V229H105ZM109 230V229H108ZM226 230V229H225ZM224 230V231H225ZM235 230V229H234ZM236 230H238V229H236ZM240 230H242L243 231V229H240ZM77 231V230H76ZM104 231V230H103ZM119 231V230H118ZM141 231H143L142 233H140ZM208 231V230H207ZM210 231V230H209ZM215 231V230H214ZM222 231V230H221ZM223 231V235H224V232ZM239 231V230H238ZM242 231H240L239 232V234L242 232ZM249 231V230H248ZM80 232V231H79ZM99 232V231H98ZM97 232V233H98ZM101 232V231H100ZM111 232V231H110ZM204 232H205V230H204ZM213 232V231H212ZM211 232V233H212ZM232 232V231H231ZM253 233H256V232H254V231H252ZM258 232H260V231H258ZM74 233V232H73ZM96 233V232H95ZM97 233H96V235H97ZM152 233H155V236L153 235H150V234H152ZM199 233H201L200 231H199ZM205 233H207V232H205ZM233 233H234V231H233ZM244 233V231L241 233V234H243ZM249 233H251V232H249ZM22 234V235H21ZM70 234H72V233H70ZM94 234V233H93ZM102 234H105V233H102ZM110 234V233H109ZM175 234V235H176ZM204 234V233H203ZM227 234V233H226ZM241 234H240V236H241ZM69 235V234H68ZM85 235V234H84ZM88 235V234H87ZM125 235V234H124ZM126 235V236H127ZM128 235V236H129ZM174 235V236H175ZM222 235V236H223ZM227 235H229V234H227ZM226 235V236H227ZM234 235H236L235 233H234ZM238 235V234H237ZM259 235V234H258ZM258 235L257 234H254V236L257 238L258 237ZM264 235V234H263ZM74 236V235H73ZM86 236V235H85ZM109 236V235H108ZM107 236V237H108ZM172 236V235H171ZM199 237H200V235H198ZM198 236H195L194 237V235H193V237L194 238H196L197 240H198ZM216 236V235H215ZM225 236V235H224ZM244 236H246V235H244ZM81 237H83V235L81 236ZM81 237H79L80 238V241L84 238L85 239V237H83L82 239H81ZM92 237H95L96 238V236H92ZM100 237V238H99ZM101 237H104L105 238V236H101V234H100V236H97V241L94 239V238H91V245H94V246H96V247H99V249L98 248H96L97 249V251L98 250H100V248L101 247H104V248H106V246L104 245V243H105V241L107 240L106 238V240L105 239H101ZM117 237V236H116ZM129 237V238H130ZM146 237V238H145ZM189 237V236H188ZM202 237H205V236H201L200 238H202ZM234 237V236H233ZM243 237V236H242ZM241 237V238H242ZM254 237V238H255ZM260 237H262L261 235H260ZM23 238V237H22ZM79 238H76V241L79 239ZM88 238V237H87ZM123 238V237H122ZM194 238H192L193 240H194ZM219 238H221V236L219 237ZM222 238H224V237H222ZM238 238V239H237ZM236 239H237V241L235 240V242L233 241V243L232 244H235L236 243V245L238 244H240L239 245V247L241 246V243H246L248 246H242V247H240V248H232V251L231 252H233V253H236L235 251H241V253H243V251H248V250H251V251H248V252H246V254H245V252H244V254H240V256L238 255V256H235V257H231L232 259H231V262L233 263V264H249V263H251L252 261V259H250V262L248 263V261L249 260H247V259H249L250 258V256H252V257H255L254 255H253V252H254V254L256 255V248H258V247H260V246H258L259 244L257 243V240H255L253 237H250L249 239H247V237L246 238H244L243 239V241L244 242H242V239L239 237V235H238V237H237ZM25 239V238H24ZM70 239V238H69ZM73 239H74V237H73ZM93 239V240H92ZM171 239V238H170ZM191 239V240H192ZM241 239V240H240ZM259 239V238H258ZM75 240V239H74ZM94 240H95V242L96 243H94ZM116 240V241H115ZM114 241L115 242H117V243H121V242H119V237H117V239H115ZM179 240H178V242H179ZM196 240V241H197ZM232 240V239H231ZM240 240V241H239ZM262 240V239H261ZM20 241V242H19ZM47 241V240H46ZM75 241V242H76ZM79 241V240H78ZM107 241H109V240H107ZM128 241V240H127ZM166 241H167V239H166ZM222 241H224V240H222ZM222 241L220 242V243H222ZM259 241V240H258ZM31 242V241H30ZM81 242H83V241H81ZM92 242L94 243V244H92ZM113 242V241H112ZM124 242V241H123ZM126 242V241H125ZM14 243H16V246H18L17 248L18 249H23V250H21V251H19V250H16L15 249V247L16 246H14L13 244ZM17 243H19L18 245H17ZM88 243V242H87ZM117 243H115V244H117ZM170 243V242H169ZM209 243V242H208ZM211 243V242H210ZM225 243H227V242H224V244ZM256 243L258 244V245H256ZM30 244V243H29ZM106 244V243H105ZM108 244H110V242L108 243ZM124 244V243H123ZM195 244V243H194ZM212 244V243H211ZM228 244H230L229 242H228ZM227 244V245H228ZM231 244V246L233 247V245ZM245 244V245H246ZM253 245V246H249V245ZM11 245H13L14 246V249L16 250V251H19V252H23V254H27V255H25V256H29V257H25L22 253V255L23 256H21L20 255V253H18V254H16V251H13L14 252V254H12V250H13V247L11 248L10 246ZM107 245V244H106ZM166 245V246H165ZM171 245V246H170ZM204 245V244H203ZM206 245V244H205ZM210 245V244H209ZM219 245V244H218ZM236 245H234V246H236ZM29 246V245H28ZM116 246H118V245H116ZM122 246H124V245H122ZM212 246H215V244H213ZM217 246V245H216ZM231 246H229V247H231ZM258 246V247H257ZM43 247H47V246H43ZM133 247V248H132ZM146 247V246H145ZM211 247V245L209 246V247H207V250H208V248H210ZM218 247H220V246H218ZM217 247V248H218ZM224 247V246H223ZM8 248H10L11 250L9 251L8 250ZM49 248V247H48ZM159 248V247H158ZM205 248V247H204ZM51 249V248H50ZM211 249H212V247H211ZM231 249V248H230ZM237 249V250H236ZM258 249H260L261 251L263 250V249H261V247L260 248H258ZM54 250V249H53ZM103 250V249H102ZM107 250V249H106ZM224 250V249H223ZM259 250V251H260ZM46 251H48V250H46ZM90 251V250H89ZM108 251H110V250H107V252ZM119 251V252H118ZM172 251V250H171ZM205 251V250H204ZM211 251H214L215 252V249H213V250H211ZM211 251H207V253H209V252H211ZM258 250H257V252H259ZM50 252H52L51 250H50ZM112 252V251H111ZM111 252H108V254L109 253H111ZM168 252H169V250H168ZM216 252H217V250H216ZM216 252H215V254H216ZM223 252V251H222ZM230 252V253H231ZM32 253V254H31ZM83 253V252H82ZM100 253V252H99ZM170 254H171V256L173 255L172 254V252H169ZM205 254H207L206 252H204ZM229 253V252H228ZM239 253V252H238ZM248 253V254H247ZM13 255V256H12ZM62 255V254H61ZM96 255V254H95ZM167 255V254H166ZM211 255V256H210ZM11 256V257H10ZM71 256V255H70ZM72 256H74V258L76 259V257L77 256H75V254L74 255H72ZM72 256L70 257V259H73L72 258ZM170 255H168V257H169ZM174 256V255H173ZM175 256H176V253H175ZM207 256H208V254H207ZM210 256V257H209ZM209 258L210 259H212V254H210L209 253ZM228 256V255H227ZM264 256V255H263ZM167 257V256H166ZM165 257V258H166ZM207 257V258H208ZM213 257H214V254H213ZM10 258V259H9ZM78 258V257H77ZM99 258V257H98ZM103 258H104V256H103ZM138 258V257H137ZM144 258V257H143ZM154 258V257H153ZM208 258V259H209ZM229 258V257H228ZM261 258H263L262 259V261L264 260V257H261ZM116 259V260H117ZM130 260L132 259V258H129ZM128 259V260H129ZM139 259V258H138ZM171 259V258H170ZM169 259V260H170ZM173 259V258H172ZM209 259V260H210ZM219 259V258H218ZM13 260V259H12ZM12 260H10V261H12ZM16 260V259H15ZM14 260V261H15ZM19 260H17V263L18 264H21L22 262H18ZM74 260V259H73ZM114 260V259H113ZM123 260V261H122ZM129 260V261H130ZM141 260V259H140ZM155 259H154V261H156ZM214 260V259H213ZM261 260V259H260ZM259 259H258V261H256V262H258V264H260L259 263V261H260ZM13 261V262H14ZM111 261V260H110ZM145 261V260H144ZM153 261V260H152ZM253 261H254V259H253ZM71 262H72V260H71ZM74 262V261H73ZM73 262H72V264H73ZM128 262V261H127ZM173 262V261H172ZM184 262H186V263H184ZM199 262H200V260H199ZM211 263L210 264H213L214 263V261L212 262V261H210ZM224 262V261H223ZM226 263H227V261H225ZM225 262L224 263H222L221 262V264H225ZM230 262V261H229ZM261 262V261H260ZM15 263H16V261H15ZM28 263V261L25 263V264H29ZM129 263V262H128ZM168 263V262H167ZM232 263H227V264H232ZM253 263V262H252ZM255 263V262H254ZM261 263H263V262H261ZM11 264H12V262H11ZM71 264V263H70ZM74 264H76L75 262H74ZM77 264H79V263H77ZM81 264V263H80ZM96 264H98V263H96ZM131 264H133V263H131ZM161 264H162V262H161ZM171 264H176V263H171Z\"/></svg>",
  "mask_w": 264,
  "mask_h": 264
}]
</instances>
